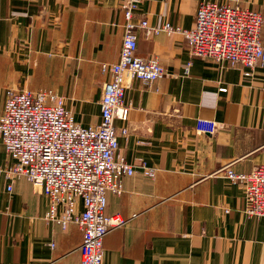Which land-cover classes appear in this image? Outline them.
I'll list each match as a JSON object with an SVG mask.
<instances>
[{
	"label": "crops",
	"instance_id": "0c3cea01",
	"mask_svg": "<svg viewBox=\"0 0 264 264\" xmlns=\"http://www.w3.org/2000/svg\"><path fill=\"white\" fill-rule=\"evenodd\" d=\"M202 1L144 2L136 20L190 30ZM212 1L260 12L264 44V0ZM122 3L0 0V114L10 91L45 90L64 97L81 126L98 125L111 80L102 66L119 62L122 50ZM189 51L182 34L139 31L138 53L157 57L166 75L131 83L129 121L116 128L126 160L155 176L139 170L122 179L121 194L108 193L106 214L125 224L105 238L103 264H264V219L249 216L245 190L218 175L264 165V63L248 77L243 64ZM199 118L216 121L217 132H197ZM13 164L0 138V264H81V229L48 222V197L9 175Z\"/></svg>",
	"mask_w": 264,
	"mask_h": 264
},
{
	"label": "built area",
	"instance_id": "2783aa9c",
	"mask_svg": "<svg viewBox=\"0 0 264 264\" xmlns=\"http://www.w3.org/2000/svg\"><path fill=\"white\" fill-rule=\"evenodd\" d=\"M149 1L123 0L122 50L119 62L102 67L111 80L103 88L98 125L81 126L66 108L65 98L52 91L12 90L0 114V138L14 159L9 175L27 178L48 197V222L65 230L72 224L81 229V264H103L105 238L125 224L121 216L106 214L108 193L121 194L122 179L139 170L155 176L143 162L134 165L126 160L116 128V121H129L131 107L125 103V95L131 83L140 80L151 86L166 75L157 57L138 53L139 31L182 34L192 58H209L229 66L243 64L248 77L253 76L258 63H264L260 12L203 0L192 29L183 30L169 22L153 28L147 20H136L140 5ZM196 129L213 135L218 123L199 118ZM121 133L126 135L127 128ZM218 175L245 190L249 216L264 219V165L250 173H236L229 165Z\"/></svg>",
	"mask_w": 264,
	"mask_h": 264
},
{
	"label": "rangeland",
	"instance_id": "374dc122",
	"mask_svg": "<svg viewBox=\"0 0 264 264\" xmlns=\"http://www.w3.org/2000/svg\"><path fill=\"white\" fill-rule=\"evenodd\" d=\"M103 67V66H102ZM28 90H30V89H28ZM33 91H35V90H33ZM36 91H39V90H36ZM43 91H45V90H43ZM61 97V96H60ZM64 98V97H63ZM71 112V111H70ZM72 113V112H71Z\"/></svg>",
	"mask_w": 264,
	"mask_h": 264
}]
</instances>
